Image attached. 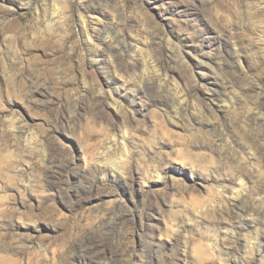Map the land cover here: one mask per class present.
Masks as SVG:
<instances>
[{"label": "rangeland", "instance_id": "rangeland-1", "mask_svg": "<svg viewBox=\"0 0 264 264\" xmlns=\"http://www.w3.org/2000/svg\"><path fill=\"white\" fill-rule=\"evenodd\" d=\"M0 264H264V0H0Z\"/></svg>", "mask_w": 264, "mask_h": 264}]
</instances>
